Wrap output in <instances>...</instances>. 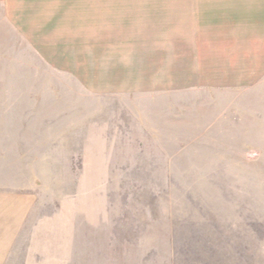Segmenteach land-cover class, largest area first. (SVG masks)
<instances>
[{
	"label": "rangeland",
	"instance_id": "obj_1",
	"mask_svg": "<svg viewBox=\"0 0 264 264\" xmlns=\"http://www.w3.org/2000/svg\"><path fill=\"white\" fill-rule=\"evenodd\" d=\"M0 264H264V0H0Z\"/></svg>",
	"mask_w": 264,
	"mask_h": 264
}]
</instances>
